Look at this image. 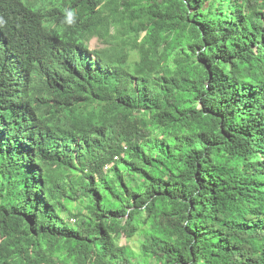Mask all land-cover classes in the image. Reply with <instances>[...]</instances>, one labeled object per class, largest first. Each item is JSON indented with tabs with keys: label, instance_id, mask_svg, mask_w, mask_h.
Returning <instances> with one entry per match:
<instances>
[{
	"label": "trees",
	"instance_id": "16d2710c",
	"mask_svg": "<svg viewBox=\"0 0 264 264\" xmlns=\"http://www.w3.org/2000/svg\"><path fill=\"white\" fill-rule=\"evenodd\" d=\"M41 1L30 57L0 0V264H264V0Z\"/></svg>",
	"mask_w": 264,
	"mask_h": 264
},
{
	"label": "clouds",
	"instance_id": "9594fccd",
	"mask_svg": "<svg viewBox=\"0 0 264 264\" xmlns=\"http://www.w3.org/2000/svg\"><path fill=\"white\" fill-rule=\"evenodd\" d=\"M41 0H22L18 12H10L7 21L12 25L16 38L20 44L27 45L29 56H37L48 50V40L42 35L37 24L40 17Z\"/></svg>",
	"mask_w": 264,
	"mask_h": 264
},
{
	"label": "rangeland",
	"instance_id": "374dc122",
	"mask_svg": "<svg viewBox=\"0 0 264 264\" xmlns=\"http://www.w3.org/2000/svg\"><path fill=\"white\" fill-rule=\"evenodd\" d=\"M90 45H91V47H96L97 45H99V41L97 40V37L91 39V41H90ZM131 244L134 245L135 247L138 246V243L135 242V241H132Z\"/></svg>",
	"mask_w": 264,
	"mask_h": 264
},
{
	"label": "built area",
	"instance_id": "2783aa9c",
	"mask_svg": "<svg viewBox=\"0 0 264 264\" xmlns=\"http://www.w3.org/2000/svg\"><path fill=\"white\" fill-rule=\"evenodd\" d=\"M74 221V220H73Z\"/></svg>",
	"mask_w": 264,
	"mask_h": 264
}]
</instances>
